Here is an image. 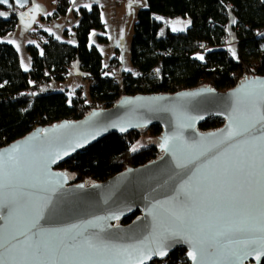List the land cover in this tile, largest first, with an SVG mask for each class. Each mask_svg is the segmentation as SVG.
<instances>
[{"label": "water", "instance_id": "obj_1", "mask_svg": "<svg viewBox=\"0 0 264 264\" xmlns=\"http://www.w3.org/2000/svg\"><path fill=\"white\" fill-rule=\"evenodd\" d=\"M28 5L29 0L23 7L9 0L0 8L24 10ZM262 83L264 76H244L234 88L223 92L200 87L174 94L123 96L110 108L91 110L79 120L37 126L0 148L5 154L6 177L0 198L18 210L8 216L10 209H0V215L6 216L0 219V231L6 236L18 232L23 194L37 205H45L44 219L40 220L45 236L70 238L77 245L86 238L104 240L115 245L106 256L113 264H139L143 257L137 249L155 247L157 236L172 231L179 235L169 242L173 244L169 254L184 250L189 264H193L187 256L192 247L185 238L203 239L205 264L220 261L225 252L240 247L221 233L234 231L242 219L230 207L236 189L224 182L225 172L243 154L258 152V137L264 129H254L257 139L247 134L229 139L228 132H241L264 114ZM215 117L224 121L220 128L197 130ZM152 126L162 129L157 144L161 156L152 162L91 185L72 183L67 172L58 170L73 155L110 134L123 136ZM256 127L260 128L258 124ZM165 140L167 151L161 147ZM53 157L55 163L51 162ZM136 211L138 216L128 224L122 223ZM114 214L120 219H111ZM177 216L191 218L193 223L185 226L175 219ZM191 227L197 231H191ZM246 238L248 234L236 233L231 240ZM157 260L162 259L153 257L147 264ZM243 264H256L254 256L244 259Z\"/></svg>", "mask_w": 264, "mask_h": 264}, {"label": "trees", "instance_id": "obj_2", "mask_svg": "<svg viewBox=\"0 0 264 264\" xmlns=\"http://www.w3.org/2000/svg\"><path fill=\"white\" fill-rule=\"evenodd\" d=\"M139 10L130 42L132 71L120 81L106 74L99 51L89 46L93 30H102L97 5L76 11L73 32L75 45L38 32L40 44L28 45L31 66L21 67L16 49L0 42V148L31 132L34 123L51 125L63 120H79L96 105L110 108L123 96L174 94L183 90L211 87L217 91L234 88L244 76H264V0H145ZM31 1L29 0V5ZM27 6V7H28ZM71 0H56L54 17L65 16ZM0 8V38L13 33L20 14L27 9ZM188 18L190 26L172 33L156 22ZM233 20L235 23H233ZM235 35L236 57L225 47L227 30ZM68 36V31L64 32ZM100 41H105L99 37ZM203 56L204 59H199ZM87 76L88 89L82 100L76 93L67 104L65 91L50 88V82H64L73 62ZM117 64L118 60L112 59ZM159 69L157 72L156 70ZM222 118H209L199 125L201 132L220 128ZM162 129L152 126L123 136L110 134L73 155L58 170L67 172L72 183L88 185L104 182L128 168H137L158 159ZM142 139L153 143L132 151ZM134 215L122 223L128 224ZM150 264H189L185 251L177 249L166 258Z\"/></svg>", "mask_w": 264, "mask_h": 264}, {"label": "snow or ice", "instance_id": "obj_3", "mask_svg": "<svg viewBox=\"0 0 264 264\" xmlns=\"http://www.w3.org/2000/svg\"><path fill=\"white\" fill-rule=\"evenodd\" d=\"M96 2L98 3L99 0H96ZM8 3L9 0H0V4ZM15 3L23 7L27 0H15ZM72 3L77 4V0H72ZM83 7L91 10L90 4H85ZM0 17L7 18L4 12H0ZM233 23H235L234 20ZM92 35H95V33H92ZM8 43L11 44L14 41L9 40ZM232 55L236 57L235 51L232 52ZM199 59L203 60L204 57L200 56ZM27 70L25 68V71ZM156 71L158 72L159 69ZM261 87L264 88V83L261 84ZM257 124L260 126L259 129L256 127ZM254 129L256 131L264 129V114L260 116L256 124L244 128L241 132L229 131L228 138L232 139L247 134L252 136L253 139H257ZM126 130V128H121V131ZM258 139L261 141L258 145V152L243 154V158L238 159L225 172L224 182L230 188L236 189V195L229 201L230 207L237 210L242 219L237 229L232 232L221 233V235L240 247L225 252L221 260L214 262V264H243V260L250 256H254L256 264H264V132H261ZM79 146L83 147L82 144ZM161 147L165 148L166 151L168 150L167 140ZM132 151H136V148H133ZM65 155H70V153L65 152ZM4 156L5 154L0 153V192L6 187ZM9 158L13 159L11 155H9ZM51 162L55 163L56 158L53 157ZM20 198L24 201L19 209L22 213V225L17 233H10L7 236L0 231V264H113V261L108 260L106 256L115 245H111L104 240L87 238L82 245H77L70 238L47 237L40 226V220L44 219L45 205H37L32 200L26 199L23 194ZM10 203L14 204L15 201ZM0 209H10L7 213L8 216L18 211L16 208H10V205L4 203L2 198H0ZM5 218V215H0V219ZM110 218L119 220L120 216L114 214ZM175 219L180 220L185 226H190L193 223L191 218L181 219L177 216ZM191 231L195 232L197 229L191 227ZM200 231H203V229H200ZM236 233L240 235L248 234L249 238L232 241L231 237ZM178 235L179 233L176 231L159 235L153 241L155 247L137 249L143 257L139 264H147V261L152 260L153 257L161 259L167 257L173 246L169 242L175 241ZM20 237H23V241L20 240ZM185 242L192 247V250L187 252V256L193 264H205L207 251L203 246L205 241L203 239L194 241L185 238ZM250 245H258V247L251 248Z\"/></svg>", "mask_w": 264, "mask_h": 264}, {"label": "rangeland", "instance_id": "obj_4", "mask_svg": "<svg viewBox=\"0 0 264 264\" xmlns=\"http://www.w3.org/2000/svg\"><path fill=\"white\" fill-rule=\"evenodd\" d=\"M41 1L44 2V9L49 12V14H47L48 18H45V20L42 22L40 20L41 18H37V15H35L37 14L39 7L37 5L28 6L26 11L27 13H25L26 15H22L21 17L28 27L25 28V26H23L21 28L15 29L16 31L7 36L8 40L14 41L16 47L19 48L18 52H20L19 55L23 70H25V68H30L27 63V58L29 56L25 52V47L30 44H40L39 36L36 37L33 34H30L32 38H29V35L27 36L28 33H38L43 30V32L49 33L55 38L59 37V40L62 42L75 45L76 41L73 29L78 21L75 16L76 11L85 4H90L91 6L95 4L98 6L100 11L103 29L99 31H91L89 36V46L95 47L101 54L104 70L112 62V59L117 56L119 72L127 73L132 71V65L130 62V42L133 35V26L136 22L137 14L139 10L146 8L145 0H99L98 3L96 0H77V4L75 5L71 0V6L67 14L62 17L53 16L56 0L54 3L52 0ZM30 14H34V23L37 25V27L34 26L33 19L31 18L32 15ZM189 22L190 21L188 18H177L168 20L167 22L164 20V24L162 25L168 26V29L172 33H181L190 26ZM29 26L31 28H29ZM65 31H68V36L64 35ZM92 33H95V35H92ZM20 34H22L24 39L21 43H18L16 37H20ZM99 37H103L105 41H100ZM125 69L128 70L126 71ZM80 75V78L77 77L76 74L71 70L69 72V77L64 82L56 83L51 81L50 88L55 91L62 92L65 90L71 91L80 86L86 85L84 91L87 93L88 83L86 84V82L81 79V77H84V75ZM148 144H151L150 139H142L135 144L134 148Z\"/></svg>", "mask_w": 264, "mask_h": 264}, {"label": "crops", "instance_id": "obj_5", "mask_svg": "<svg viewBox=\"0 0 264 264\" xmlns=\"http://www.w3.org/2000/svg\"><path fill=\"white\" fill-rule=\"evenodd\" d=\"M53 1V3H54V1L55 0H52ZM31 5H37L39 8H38V12H37V14H35V15H37V18H41L40 20L43 22L44 20H45V18H48V15L47 14H49V12L47 11V10H45L44 8V2H42L41 0H32L31 1ZM30 5V6H31ZM27 11V9L25 10V11H23V13H21L20 14V18H19V23H18V25H17V28L16 29H18V28H21V27H23V26H25V28H27L28 27V25L25 23V21H23V18L21 19V17H22V15H26L25 13H27L26 12ZM32 13V12H31ZM30 15H32L31 16V18L33 19V24H34V26L35 27H37V25L34 23L35 22V19H34V14H30ZM47 16V17H46ZM41 27H42V25H41ZM29 28H31L30 26H29ZM28 28V29H29ZM16 31V30H15ZM40 31V30H39ZM42 32H43V30H42ZM29 34H33L34 36H36V37H38V33H28L27 34V36L29 35ZM49 34V33H48ZM51 35V34H50ZM8 36V35H7ZM7 36H5V37H3V38H0V42H2V43H7V44H10V43H8V38H7ZM53 36V35H52ZM22 37V38H21ZM23 39H24V37L22 36V34H20V37H16V40H17V42L18 43H21L22 41H23ZM57 39V38H56ZM59 40V39H58ZM60 41V40H59ZM15 43V42H14ZM14 43H11L10 45H12L15 49H16V51H17V53H18V55L20 54V52H18V50H17V47H16V45L14 44ZM69 44V43H68ZM227 44H228V49L232 52V51H234L235 50V48H236V42H235V35H234V33L231 31V29L229 28L228 29V31H227ZM28 46V45H27ZM26 46V47H27ZM26 47H25V52H26ZM26 54H27V52H26ZM19 59H20V55H19ZM20 63H21V67H22V62H21V59H20ZM27 63H28V65H29V67L31 66V62H30V59H29V57L27 58ZM73 71L75 74H76V76L77 77H79L80 78V74H83L84 75V77H81V79H84V81L86 82V84H87V77L85 76V73L83 72V71H81V69H80V67H79V65H78V62H73L72 64H71V67H70V71ZM86 86V85H85ZM52 89V88H51Z\"/></svg>", "mask_w": 264, "mask_h": 264}, {"label": "built area", "instance_id": "obj_6", "mask_svg": "<svg viewBox=\"0 0 264 264\" xmlns=\"http://www.w3.org/2000/svg\"><path fill=\"white\" fill-rule=\"evenodd\" d=\"M156 22H158L160 24H164V20L161 19V18L160 19L156 18ZM29 38H32V36L30 34H29ZM225 47L228 49L227 41L225 43ZM114 59H117V56H115ZM105 72H106V74H108L110 76V78H112L113 81H120L122 79V73L119 72L117 64L114 61H112L107 66V68L105 69ZM85 76H86V74H85ZM82 80H84V79H82ZM84 88H85V85L80 86V87H78V88H76L74 90H71V91L67 90L66 93H65L67 104H70L69 101L72 102V100L75 97L76 93H79L80 98L82 100H84L86 98V92L84 91ZM94 109H107V108L105 106H102V105H96L95 107H93L92 110H94ZM67 121H71V120L67 119ZM37 126L38 127H45V126H48V124L41 125L39 123H34L31 126V131H33L35 128H37Z\"/></svg>", "mask_w": 264, "mask_h": 264}]
</instances>
